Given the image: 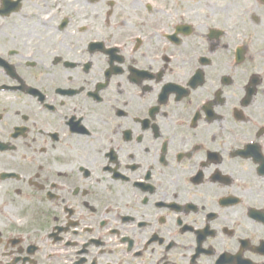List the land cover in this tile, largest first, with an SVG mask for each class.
I'll return each mask as SVG.
<instances>
[{
    "label": "flooded vegetation",
    "instance_id": "flooded-vegetation-1",
    "mask_svg": "<svg viewBox=\"0 0 264 264\" xmlns=\"http://www.w3.org/2000/svg\"><path fill=\"white\" fill-rule=\"evenodd\" d=\"M0 264H264V0H0Z\"/></svg>",
    "mask_w": 264,
    "mask_h": 264
}]
</instances>
